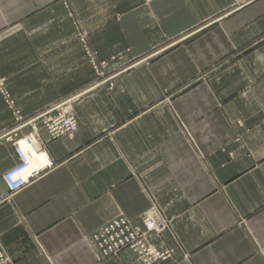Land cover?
<instances>
[{
  "label": "crops",
  "instance_id": "crops-1",
  "mask_svg": "<svg viewBox=\"0 0 264 264\" xmlns=\"http://www.w3.org/2000/svg\"><path fill=\"white\" fill-rule=\"evenodd\" d=\"M87 49L132 66L95 86ZM0 79V133L84 94L76 134L40 126L31 166H50L0 200L16 264H138L91 235L147 212L175 254L153 264H264V0H0ZM18 163L0 139V197Z\"/></svg>",
  "mask_w": 264,
  "mask_h": 264
},
{
  "label": "built area",
  "instance_id": "built-area-1",
  "mask_svg": "<svg viewBox=\"0 0 264 264\" xmlns=\"http://www.w3.org/2000/svg\"><path fill=\"white\" fill-rule=\"evenodd\" d=\"M86 53L90 56L96 76L100 78L94 84L95 86L109 82L131 66H125L121 70L107 75L106 72L111 68L110 63L115 57H111L110 63L106 61L95 62L92 57L94 53L88 49ZM152 55L154 53L149 56ZM3 86V81L0 80V92L5 102L10 104V98L3 90ZM83 96L82 92L70 95L48 105L31 116H21L18 112H15L12 125L0 134V139L4 138L11 142L22 162L2 174L1 178L6 185L8 194L0 197V200L10 199L17 191L37 177L44 168L31 171L26 178L21 177L20 172L24 168L26 169L27 165L21 154L20 142L24 139L33 138L39 143L41 141L39 135L40 126L46 131L50 139L60 136H74L77 131L78 120L73 108ZM31 142L29 140L27 143L31 144ZM48 166H50V163L45 167ZM168 225L169 223L165 219H161L149 212L141 214L137 224L130 222L123 216H117L100 226L91 235V239L102 258L115 256L124 250H129L135 255V261L138 264H153L158 261L175 260V254L171 249L158 250L152 243V237L165 231ZM0 264H16L1 243Z\"/></svg>",
  "mask_w": 264,
  "mask_h": 264
},
{
  "label": "bare ground",
  "instance_id": "bare-ground-1",
  "mask_svg": "<svg viewBox=\"0 0 264 264\" xmlns=\"http://www.w3.org/2000/svg\"><path fill=\"white\" fill-rule=\"evenodd\" d=\"M31 142V144H28L27 142ZM38 143L36 142L35 139L33 138H29V139H24L20 142V148H21V154H22V157L24 158L25 160V164L27 165L26 169L24 168L21 172H20V175L22 178H26L27 177V174L30 173L31 171L33 170H40L42 169L43 167H45L47 164L45 163L44 165H42L41 167L39 168H33L31 166V150L32 148H34V146H37ZM19 157V156H18ZM22 162V160L20 159L19 157V163ZM18 163V164H19ZM48 163V162H47Z\"/></svg>",
  "mask_w": 264,
  "mask_h": 264
},
{
  "label": "rangeland",
  "instance_id": "rangeland-1",
  "mask_svg": "<svg viewBox=\"0 0 264 264\" xmlns=\"http://www.w3.org/2000/svg\"><path fill=\"white\" fill-rule=\"evenodd\" d=\"M152 53H155V54H156L157 52H152ZM152 53H151V54H152ZM148 55H149V54H148ZM115 59H116V57H115ZM115 59L112 61V63L115 61ZM112 63H111V64H112ZM129 65L132 66V64H127V65H124V66L121 65V66H117V67L114 66V67H113V70L111 69V71H112V72H114V71H118V70H121L122 68H124L125 66H129ZM92 67H93V65H92ZM94 71H95V69H94ZM110 73H111V72H110ZM110 73H109V74H110ZM0 80H1V79H0ZM69 96H70V95H69ZM66 97H68V96H66ZM64 98H65V97H64ZM3 99H4V98H3ZM62 99H63V98H62ZM60 100H61V99H60ZM4 101H5V100H4ZM58 101H59V100H58ZM56 102H57V101H56ZM53 103H54V102H53ZM51 104H52V103H51ZM49 105H50V104H49ZM47 106H48V105H47ZM47 106H45V107H47ZM45 107H44V108H45ZM37 112H38V111H37ZM34 114H35V113H34ZM32 115H33V114H32ZM29 116H31V115H29ZM4 131H5V130H4ZM4 131H3V132H4ZM1 133H2V132H1ZM1 133H0V134H1Z\"/></svg>",
  "mask_w": 264,
  "mask_h": 264
}]
</instances>
